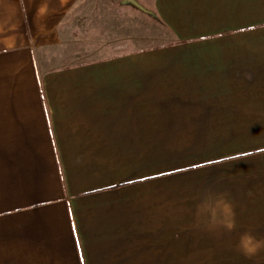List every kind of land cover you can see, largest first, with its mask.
Wrapping results in <instances>:
<instances>
[{
    "label": "crops",
    "instance_id": "obj_1",
    "mask_svg": "<svg viewBox=\"0 0 264 264\" xmlns=\"http://www.w3.org/2000/svg\"><path fill=\"white\" fill-rule=\"evenodd\" d=\"M84 1L0 0V264H264V0L122 54Z\"/></svg>",
    "mask_w": 264,
    "mask_h": 264
},
{
    "label": "rangeland",
    "instance_id": "obj_2",
    "mask_svg": "<svg viewBox=\"0 0 264 264\" xmlns=\"http://www.w3.org/2000/svg\"><path fill=\"white\" fill-rule=\"evenodd\" d=\"M137 1L142 4L143 0ZM83 4L84 6L81 9H87L89 12L93 10L94 12L100 14L102 13V20L104 22L102 26V35L104 37L109 32V27L108 24H106V21L110 18V16H112L113 24L111 34L113 39L117 36L118 54L125 53L131 48L137 49L155 43L168 44L170 41L169 37L164 39L162 37H158V39L146 41L149 36L155 35L153 33L159 29L158 22L152 16L147 15L145 12L125 3L123 0H85ZM82 15L83 14H80L76 17H81ZM247 30H250L247 31V33H254V31H251L253 28ZM85 59L80 58L79 60L82 61ZM199 140L203 141L204 139L200 138ZM240 157L243 156L236 155L235 157L228 158L225 161H230Z\"/></svg>",
    "mask_w": 264,
    "mask_h": 264
},
{
    "label": "bare ground",
    "instance_id": "obj_3",
    "mask_svg": "<svg viewBox=\"0 0 264 264\" xmlns=\"http://www.w3.org/2000/svg\"><path fill=\"white\" fill-rule=\"evenodd\" d=\"M215 4L218 6V2L217 0H208V7L207 8H204L201 3L199 2V5L196 6L195 9H187L186 11V18L188 19L189 22H198L199 24H202V21L204 20L203 18L206 16V15H210V14H213L215 13ZM181 5V4H180ZM179 5V3H177L175 6H174V10H173V14H172V17H171V20L176 24V25H179V21L181 19V6ZM249 8H251V5L248 4L247 5ZM184 9V7H183ZM206 11V12H205ZM220 13L222 11L223 14H225V10L223 7H221V10H219ZM222 15V14H221ZM224 19V18H223ZM152 59H155V58H152Z\"/></svg>",
    "mask_w": 264,
    "mask_h": 264
},
{
    "label": "clouds",
    "instance_id": "obj_4",
    "mask_svg": "<svg viewBox=\"0 0 264 264\" xmlns=\"http://www.w3.org/2000/svg\"><path fill=\"white\" fill-rule=\"evenodd\" d=\"M235 223L228 225V230H233ZM237 249L247 258L257 255L261 250H264V241L257 240L250 232H244L240 235L237 241Z\"/></svg>",
    "mask_w": 264,
    "mask_h": 264
},
{
    "label": "water",
    "instance_id": "obj_5",
    "mask_svg": "<svg viewBox=\"0 0 264 264\" xmlns=\"http://www.w3.org/2000/svg\"><path fill=\"white\" fill-rule=\"evenodd\" d=\"M125 3L132 5L133 7L143 11L144 7L137 2V0H123Z\"/></svg>",
    "mask_w": 264,
    "mask_h": 264
},
{
    "label": "trees",
    "instance_id": "obj_6",
    "mask_svg": "<svg viewBox=\"0 0 264 264\" xmlns=\"http://www.w3.org/2000/svg\"><path fill=\"white\" fill-rule=\"evenodd\" d=\"M143 12L148 13V14L151 13L149 10H147L145 8L143 9Z\"/></svg>",
    "mask_w": 264,
    "mask_h": 264
}]
</instances>
